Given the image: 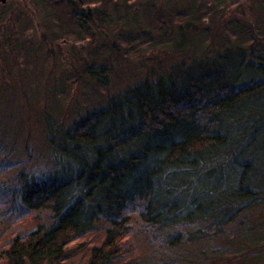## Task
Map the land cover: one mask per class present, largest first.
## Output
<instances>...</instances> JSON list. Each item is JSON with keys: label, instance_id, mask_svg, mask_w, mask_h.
<instances>
[{"label": "trees", "instance_id": "16d2710c", "mask_svg": "<svg viewBox=\"0 0 264 264\" xmlns=\"http://www.w3.org/2000/svg\"><path fill=\"white\" fill-rule=\"evenodd\" d=\"M15 144L0 264H264V0L0 1Z\"/></svg>", "mask_w": 264, "mask_h": 264}, {"label": "rangeland", "instance_id": "374dc122", "mask_svg": "<svg viewBox=\"0 0 264 264\" xmlns=\"http://www.w3.org/2000/svg\"><path fill=\"white\" fill-rule=\"evenodd\" d=\"M140 1H142V0H140ZM154 1H155L156 5L157 4L159 5L161 3V1H166V0H154ZM130 2H132V1H130ZM130 2H129V4H130ZM229 5H230V2H226V7H229ZM128 7H129L128 11L131 14H135L136 15L135 19L133 18L134 23H132L134 26H136L135 29L138 31V29L141 28L139 26H146V24H144V23H146L147 20H145V18H144L145 15H144V17L142 16L144 6H141V5L137 6V5L133 4L132 6H128ZM137 17H139L140 19L138 18V20H137ZM39 18L40 17L38 16L37 20H35V21L37 22L39 20ZM35 29H36V31L39 30V26L37 24H36V28ZM134 33L137 34L139 32H137V33L134 32ZM139 48H140L139 46H136V47L134 46V48H133L134 50L131 51V52H133V53L138 52L137 54H139L140 52H143V49H139ZM161 48H162V46H160L159 48H156L155 50L154 49H152V50L147 49L145 53H148L147 54L148 56H154V54H157V51L159 52V49H161ZM29 59L30 58L26 59V63L29 62ZM136 64H138V63H137V60L135 59L134 63L127 62L125 65L120 66V67H127V68L131 69L132 66L136 67ZM114 67H115V65H114ZM113 71H114V69L111 70L112 73H113ZM6 150H9V151H7V153H5ZM19 150H20V148H19V145H17V144L13 145L12 147L10 145L9 149H8L7 146L6 147L1 146L0 147V157L5 155V157H3V158L6 159V156L9 158V157L15 155L16 153H19ZM6 163H7V161H3V160L1 161V159H0V184L7 183V181H8L7 178H11L13 176V174H15L16 172H19V170L24 169L22 167H17V168H14L12 170V172H11V170H10L12 168L11 166L10 167L6 166V169L4 168L5 167L4 165ZM7 216L8 215L5 212H2L1 207H0V228H4L5 225L7 224V222H8V220H7L8 217ZM0 231H1V229H0Z\"/></svg>", "mask_w": 264, "mask_h": 264}, {"label": "water", "instance_id": "95a60500", "mask_svg": "<svg viewBox=\"0 0 264 264\" xmlns=\"http://www.w3.org/2000/svg\"><path fill=\"white\" fill-rule=\"evenodd\" d=\"M1 2H3L4 0H0Z\"/></svg>", "mask_w": 264, "mask_h": 264}]
</instances>
